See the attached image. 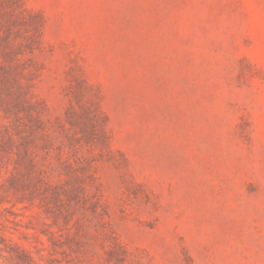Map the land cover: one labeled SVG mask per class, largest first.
<instances>
[{"label": "rangeland", "instance_id": "obj_1", "mask_svg": "<svg viewBox=\"0 0 264 264\" xmlns=\"http://www.w3.org/2000/svg\"><path fill=\"white\" fill-rule=\"evenodd\" d=\"M0 264H264V0H0Z\"/></svg>", "mask_w": 264, "mask_h": 264}]
</instances>
